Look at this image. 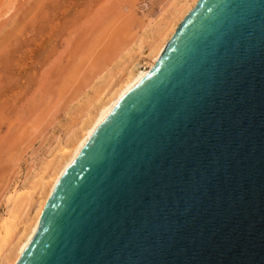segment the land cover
Returning a JSON list of instances; mask_svg holds the SVG:
<instances>
[{
    "label": "water",
    "instance_id": "water-1",
    "mask_svg": "<svg viewBox=\"0 0 264 264\" xmlns=\"http://www.w3.org/2000/svg\"><path fill=\"white\" fill-rule=\"evenodd\" d=\"M18 264H264V0H196L63 170Z\"/></svg>",
    "mask_w": 264,
    "mask_h": 264
},
{
    "label": "rangeland",
    "instance_id": "rangeland-1",
    "mask_svg": "<svg viewBox=\"0 0 264 264\" xmlns=\"http://www.w3.org/2000/svg\"><path fill=\"white\" fill-rule=\"evenodd\" d=\"M173 1L0 0V221L9 192L96 97L97 78L135 60L146 21Z\"/></svg>",
    "mask_w": 264,
    "mask_h": 264
},
{
    "label": "bare ground",
    "instance_id": "bare-ground-1",
    "mask_svg": "<svg viewBox=\"0 0 264 264\" xmlns=\"http://www.w3.org/2000/svg\"><path fill=\"white\" fill-rule=\"evenodd\" d=\"M195 2L196 0H174L166 10L160 11L155 21H146L142 33L134 42L137 59L132 63L128 59V64H121L117 73L107 72L106 76L102 74L97 78L100 83L98 91L96 89V97L86 108L83 106L85 109L81 111L78 122L61 141L56 142L52 159L44 161L37 170L31 171L30 178L21 187L9 192L5 198L6 215L0 221V264H18L63 170L73 160L108 106L156 61L167 40ZM140 60H146L147 69L137 67Z\"/></svg>",
    "mask_w": 264,
    "mask_h": 264
}]
</instances>
